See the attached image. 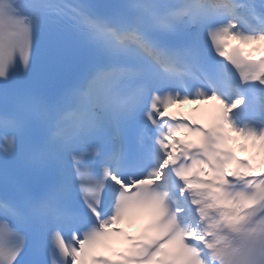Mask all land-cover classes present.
Masks as SVG:
<instances>
[{
  "label": "snow or ice",
  "instance_id": "obj_1",
  "mask_svg": "<svg viewBox=\"0 0 264 264\" xmlns=\"http://www.w3.org/2000/svg\"><path fill=\"white\" fill-rule=\"evenodd\" d=\"M236 137L264 154V0H0V264H264Z\"/></svg>",
  "mask_w": 264,
  "mask_h": 264
},
{
  "label": "bare ground",
  "instance_id": "obj_2",
  "mask_svg": "<svg viewBox=\"0 0 264 264\" xmlns=\"http://www.w3.org/2000/svg\"><path fill=\"white\" fill-rule=\"evenodd\" d=\"M257 151V150H256Z\"/></svg>",
  "mask_w": 264,
  "mask_h": 264
}]
</instances>
